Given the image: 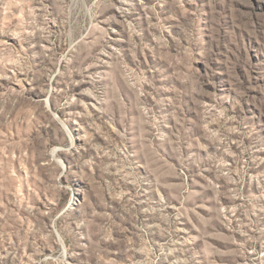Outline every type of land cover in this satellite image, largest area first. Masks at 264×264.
I'll use <instances>...</instances> for the list:
<instances>
[{
  "label": "rangeland",
  "instance_id": "1",
  "mask_svg": "<svg viewBox=\"0 0 264 264\" xmlns=\"http://www.w3.org/2000/svg\"><path fill=\"white\" fill-rule=\"evenodd\" d=\"M0 264H264V0H0Z\"/></svg>",
  "mask_w": 264,
  "mask_h": 264
}]
</instances>
